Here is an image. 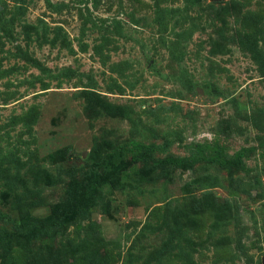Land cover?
Wrapping results in <instances>:
<instances>
[{"label": "rangeland", "instance_id": "obj_1", "mask_svg": "<svg viewBox=\"0 0 264 264\" xmlns=\"http://www.w3.org/2000/svg\"><path fill=\"white\" fill-rule=\"evenodd\" d=\"M94 169L91 213L0 264H264V0H0V209L42 217Z\"/></svg>", "mask_w": 264, "mask_h": 264}, {"label": "trees", "instance_id": "obj_2", "mask_svg": "<svg viewBox=\"0 0 264 264\" xmlns=\"http://www.w3.org/2000/svg\"><path fill=\"white\" fill-rule=\"evenodd\" d=\"M162 147L158 144H146L139 140L131 141V159L134 163L152 161L155 166L165 167V165L179 168H191L198 162L208 161L222 166L244 167V157L247 148H241L232 156L221 149L217 143L198 144L196 151H192L189 156L169 155L165 158H154L152 154ZM208 154V155H207ZM126 149L116 148L105 161V169L109 173H121L127 165L124 162ZM148 176L142 174V179ZM102 178L96 169L90 172L89 176L82 182L75 184L68 190L67 198L42 217L29 216L21 220H16L0 209V223L12 222L14 228L8 229L0 227V249L5 251L13 250L22 245L24 241L32 243L36 239H43L48 236L49 230L66 228L78 217L91 213L96 205V195L99 192ZM95 261H100L96 259ZM195 264L193 261H189Z\"/></svg>", "mask_w": 264, "mask_h": 264}, {"label": "water", "instance_id": "obj_3", "mask_svg": "<svg viewBox=\"0 0 264 264\" xmlns=\"http://www.w3.org/2000/svg\"><path fill=\"white\" fill-rule=\"evenodd\" d=\"M218 1V0H217Z\"/></svg>", "mask_w": 264, "mask_h": 264}]
</instances>
